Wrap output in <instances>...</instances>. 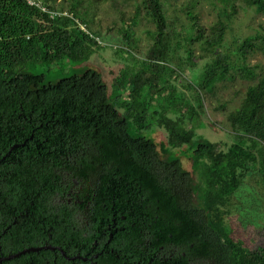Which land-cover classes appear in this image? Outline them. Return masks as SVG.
I'll return each instance as SVG.
<instances>
[{
  "label": "trees",
  "instance_id": "obj_1",
  "mask_svg": "<svg viewBox=\"0 0 264 264\" xmlns=\"http://www.w3.org/2000/svg\"><path fill=\"white\" fill-rule=\"evenodd\" d=\"M118 1L124 40L127 9L154 31L142 57L138 39L115 49L131 64L109 86L84 64L106 46L91 0H44L46 10L0 0V257L42 247L0 264H264V232L248 245L228 223L250 179L264 190V69L247 61L264 60V0H210L209 22L199 0ZM239 11L263 19L246 36L233 34ZM198 57L206 61L187 79L182 66ZM43 63L71 72L50 80L26 70ZM237 79L247 86L230 108L219 83ZM178 80L193 101L166 87ZM206 99L230 142L195 133ZM156 128L166 141L154 140Z\"/></svg>",
  "mask_w": 264,
  "mask_h": 264
},
{
  "label": "rangeland",
  "instance_id": "obj_2",
  "mask_svg": "<svg viewBox=\"0 0 264 264\" xmlns=\"http://www.w3.org/2000/svg\"><path fill=\"white\" fill-rule=\"evenodd\" d=\"M91 1L92 2H88L90 4L88 11H90L89 13H91V10L95 11L92 19L94 24L98 27V29H96L97 33L101 36L104 44L106 43V46L102 49L94 51L84 64L97 68L103 75V78L106 80L107 84L110 86L113 83V80L118 74L120 68L131 64L126 55L117 53L116 51H118V49H115L123 43L126 45V48L129 45L132 47V45H134L132 44V41L138 39L136 41V48L134 50L136 56L142 57L147 41L151 39V34L154 31V25L146 18V20L141 18L134 19V21L131 20L130 18H132V10H129L128 12L127 9V12L125 13V22L129 24L127 29L129 34L124 40L120 36L119 31L122 32V26L125 25V23L122 20L117 19L118 15L114 9L115 7H113L120 6V1ZM133 1L135 0L130 1V6H134ZM188 1L189 0H178L177 7H180L183 3L185 4ZM197 9L200 10L201 21L203 22H209L217 16V9L211 5L210 0H199ZM262 20L263 19L260 16L254 14L251 11H247V13L239 11L236 14V18L233 19V34L235 33V35L239 34L241 36H246V34H249L251 30L256 29L257 23ZM231 39V34L227 32L225 34V42L230 44ZM119 52H122V50L120 49ZM177 53L183 55L180 49ZM129 54L130 53H127V55ZM195 54H200V51L197 47L195 48ZM205 61L206 59L198 57L195 59L196 66L194 68H191L189 65H184L182 66L183 70L181 72H183V74L188 77L187 79L192 80L199 70H201ZM247 61L250 65L259 64L264 69V60L260 54L248 57ZM173 64L178 66L176 63ZM26 70L44 72L46 79L52 80L71 72V67L68 65H62L61 67H48L47 64L43 63L40 65L35 64L30 68L27 67ZM180 78L182 79V77ZM171 83H174L173 86L176 90L184 92L186 97L191 99V101L194 100V92L192 90L186 89L185 85H181V81H170L166 84V87L170 88ZM219 86V100L226 103L228 107L232 108L238 104L239 100L244 94L247 84L245 80L237 79L235 81H223L219 83ZM215 104V101L206 99L204 103L206 111L197 119L203 124L200 125L199 128H196L195 133L209 141L221 140L230 142L232 139V134L227 132L228 130L224 115L221 111L215 109ZM211 121H214L215 124H211ZM151 136L156 142L166 141V132L162 128H156ZM181 160L183 162V166L188 169V160H185L183 157H181ZM258 186L259 185H257L253 179H250V181L242 187L243 190L240 193L235 194L232 198L233 202L239 203L236 205L233 203L234 206L232 207L231 205L228 206L233 209L232 215L230 218H228V223L233 227L235 236L243 239L248 245L252 244L251 238L255 239L254 241L257 242L258 239L262 237L260 234L264 232V190ZM250 230H254L255 232L252 233H255V235L253 237L250 236L249 239L247 235L250 233Z\"/></svg>",
  "mask_w": 264,
  "mask_h": 264
},
{
  "label": "water",
  "instance_id": "obj_3",
  "mask_svg": "<svg viewBox=\"0 0 264 264\" xmlns=\"http://www.w3.org/2000/svg\"><path fill=\"white\" fill-rule=\"evenodd\" d=\"M41 248H42V247H29V248H25V249H23V250H21V251H18V252H16V253H14V254H10V255H7V256H5V257H2V258H0V260H1V259H8V258H12V257L18 256L19 254L24 253V252H26V251H36V250H39V249H41ZM43 248H49V249H52L53 247H51V246H46V247H43ZM59 249H60V248H59ZM60 251H61L62 254H64L63 250L60 249ZM64 255H65V254H64ZM73 258H75V256L71 257L70 259H73Z\"/></svg>",
  "mask_w": 264,
  "mask_h": 264
},
{
  "label": "built area",
  "instance_id": "obj_4",
  "mask_svg": "<svg viewBox=\"0 0 264 264\" xmlns=\"http://www.w3.org/2000/svg\"><path fill=\"white\" fill-rule=\"evenodd\" d=\"M26 2L29 5L37 6V7L41 8L42 10H46L45 6L43 5L44 0H26ZM55 14H57V13H53V15H55ZM62 14H65V13H62ZM81 28L84 29L83 26H81Z\"/></svg>",
  "mask_w": 264,
  "mask_h": 264
},
{
  "label": "flooded vegetation",
  "instance_id": "obj_5",
  "mask_svg": "<svg viewBox=\"0 0 264 264\" xmlns=\"http://www.w3.org/2000/svg\"><path fill=\"white\" fill-rule=\"evenodd\" d=\"M43 246H44V245H43ZM54 247H55V246H54ZM54 247L52 248V250H53V249H55ZM56 248H58V249H59V247H56ZM60 252H61V251H60ZM0 258H2V257H0Z\"/></svg>",
  "mask_w": 264,
  "mask_h": 264
}]
</instances>
